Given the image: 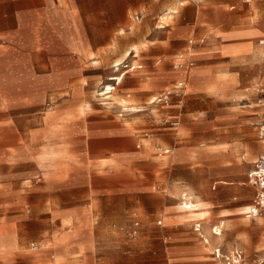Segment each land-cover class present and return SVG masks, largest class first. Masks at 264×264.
<instances>
[{
  "label": "rangeland",
  "instance_id": "rangeland-1",
  "mask_svg": "<svg viewBox=\"0 0 264 264\" xmlns=\"http://www.w3.org/2000/svg\"><path fill=\"white\" fill-rule=\"evenodd\" d=\"M230 11L240 12L237 8ZM232 23L234 27H241L243 20L236 18ZM255 45L259 49L256 57L261 62L255 60L253 54L242 58L235 69L229 70L234 73L236 83L226 81L218 90L219 85L214 83L212 90L204 88L209 93H190L186 83L189 87L182 92V103L171 96L169 107L119 97L117 89L111 91L107 99L108 95H100L106 91L103 86L108 78L125 70L122 64L114 68L106 66L98 85L78 97L83 101L78 106L77 99L69 93H49L41 99L40 105L27 106L19 114L10 113L9 122H2L9 128L0 130V175L10 183V208L17 209L23 216L19 232L22 236L19 241L24 244L21 251L31 253L29 244L34 242L39 250L33 253L49 256L52 241L69 235L70 239L91 245L90 254L80 256L87 264H92L93 257H98L97 246L103 238L114 237L121 249L132 243V264H183V255L202 242L208 251L212 246V257L214 247H221L223 254L240 250L248 264H259L264 258V211L259 210L258 215L251 218H247V210L243 211L244 215L235 212L237 205L248 202L241 210L255 205L258 188L249 182L247 175L255 169V162L263 153L260 133L264 128V84L251 86L250 80L264 75V45L259 41ZM209 61L219 68L229 59L216 55ZM139 64L133 63V66ZM172 65L173 57L160 63L158 68L174 72ZM117 68L120 71L113 74V69ZM193 70L189 69L188 73ZM175 82L169 83L163 93L173 92ZM153 86L147 83L143 88ZM25 93L31 101L36 100L32 89L26 88ZM123 101L126 108L141 111L132 110L118 118V105H123ZM75 107H83L87 114L99 110L83 123L90 127V133L83 137L55 135L48 128L47 111L53 108L69 114L70 108ZM101 119L105 120L106 129L124 133L119 130L120 123L130 128L127 139L98 134L97 128L91 127ZM166 119H175L178 124L172 126L170 122L165 123ZM80 138L84 140L83 149L70 144L79 143ZM137 144H140L139 149ZM164 150L169 153L163 155ZM120 152L132 153V162L100 165V159ZM80 160L88 167L87 185L70 187L68 181L78 172L75 167L80 165ZM228 175L234 180L241 177L239 181L246 182L242 188L249 195L243 202L229 201L225 191L217 189V198L211 202L212 212L207 218L210 222L221 219L224 226L218 238L212 229L221 224L205 227L203 238L202 226L199 232L195 229L206 218L197 223L190 221L189 214L181 210V205L187 201L183 200L186 194L177 185L196 191L204 179L218 181ZM186 189V198L193 200V193L189 194ZM99 192L132 195V209H129V201L115 199L112 202L116 206L103 213L96 199ZM193 203L199 211L207 212L208 204L204 201L195 199ZM135 221L139 224L136 235L131 237L129 232L134 230ZM219 238L221 244L216 247ZM228 244L233 245L228 248ZM106 252L111 256L110 251ZM127 252L128 249H124L122 255ZM67 263L71 262L63 260L61 264Z\"/></svg>",
  "mask_w": 264,
  "mask_h": 264
},
{
  "label": "crops",
  "instance_id": "crops-1",
  "mask_svg": "<svg viewBox=\"0 0 264 264\" xmlns=\"http://www.w3.org/2000/svg\"><path fill=\"white\" fill-rule=\"evenodd\" d=\"M234 8L240 12L232 13L230 10ZM236 18L243 20L241 27L233 26L232 21ZM262 39L264 0H0V130L9 128L7 124L3 126L2 122H9L10 113L16 111L19 114L27 106L32 108L40 105L41 99L49 93H69L73 99H77L76 106L82 104V98L78 97L98 85L104 77L102 73L106 66L114 68L123 64L125 70L117 76H110L103 86H107L108 92L100 95H108L106 99L109 98L111 91L108 89L114 86L112 91L117 89L119 97H133L140 103L151 104V100L163 94V89L169 83L181 77L173 65L174 72L158 68V65L168 62L172 57L174 64L178 53L185 50L190 41L192 50L188 59L194 63L190 70H194L185 77L190 86L188 92H207L204 88L212 90L214 83L219 85L218 90L226 81L236 83L234 73L229 70L235 69L242 58L253 54L255 60L261 62L256 57L259 49L255 42ZM216 55L229 61L223 63L222 67H215L209 63V59ZM133 63L140 64L134 67ZM117 71L120 70L113 69V74ZM227 75L230 77L226 78ZM147 83L153 84V88L144 89ZM259 83H264V75L250 80L251 86ZM26 88L32 89L36 100L31 101L25 93ZM124 105V101L123 105H118V118L125 117L132 110L141 111ZM93 112L99 113V110ZM92 114L85 113L83 107L70 108L69 114L50 108L46 113V122L48 128L59 137H83L90 133V127L83 126V123ZM104 123L105 120L101 119L91 128L96 127L98 134L123 139H127L130 134V128L122 123L119 130L124 133L114 128L106 129ZM83 141L80 138L79 143L70 144L83 149ZM137 146L140 147V144ZM99 161L104 167L113 163L132 162V153H115ZM87 168L86 163L80 160V165L75 167L78 172L72 174L68 181L70 187L87 185ZM224 178L218 181L206 178L196 191L190 190L189 186L186 189L184 185H177L182 193L188 195L185 189L189 194L193 193L194 199L186 198L185 195L183 200L187 201L181 205V210L189 214L190 221L197 223L206 218L200 224L203 238L205 227L221 224V227L213 228L221 236L220 228L224 226L221 219L210 222L207 218L212 212L211 202L217 198V189H223L229 201L243 202L249 195L242 188L246 182L239 181L241 177L234 180L232 175H228ZM239 184L241 187L236 186ZM10 190L8 179L0 175V264H61L63 260L71 262L67 264H87L80 255L90 254L91 245L70 239L69 235L52 241V254L49 256L33 253L39 250L34 242L29 244L31 253H23L24 244L19 241L20 218L23 216L17 209L10 208ZM203 192L205 194L200 195ZM96 199L103 213L105 209L116 206L112 202L115 199L129 201V209H132V195L99 192ZM195 199L208 204L207 212L198 210V206L193 203ZM190 203L192 209L187 207ZM247 205L248 202L237 205L235 212L244 215L243 211L253 207L241 210ZM205 242L210 245L207 240ZM220 244L219 238L216 247ZM232 245L228 244L227 247ZM97 249L98 257H93L92 264H132V243L121 249L114 237H104ZM124 249H128L127 255H122ZM106 251H110L111 256ZM183 264L219 263L212 257V246L208 251L202 242L183 255Z\"/></svg>",
  "mask_w": 264,
  "mask_h": 264
},
{
  "label": "built area",
  "instance_id": "built-area-1",
  "mask_svg": "<svg viewBox=\"0 0 264 264\" xmlns=\"http://www.w3.org/2000/svg\"><path fill=\"white\" fill-rule=\"evenodd\" d=\"M247 2V0H245ZM192 50V42L190 41L189 46L178 53L176 59L174 60L173 68L176 72H178L181 77L180 80L175 82L173 85V92H166L158 97H155L151 100V104L154 105H161L163 107H169L171 103V96H175L178 99L179 103H182V92L186 87V74L188 73V70L194 67V63L190 61L188 58L190 56V52ZM117 81L115 82V84ZM105 90L107 86L104 87ZM112 91L114 89V86L111 87ZM107 91V90H106ZM174 120V121H173ZM170 121V119H166L165 123L170 122V125L176 126L178 122L173 119ZM260 137L262 139V146H263V153L259 157V159L255 162V169L251 171L248 174L249 182L256 186L258 188V194L256 195V206L257 211L255 214H258L259 210L264 211V128H261ZM139 148V146H137ZM169 153V150H164L163 155H166ZM254 214V213H253ZM138 221L134 222V230L129 232V235L135 236L137 227H138ZM213 257L215 260H217L220 264H248L246 261V258L242 251L240 250H233L229 254H223L220 248H216L213 252ZM259 264H264V258L260 261Z\"/></svg>",
  "mask_w": 264,
  "mask_h": 264
},
{
  "label": "bare ground",
  "instance_id": "bare-ground-1",
  "mask_svg": "<svg viewBox=\"0 0 264 264\" xmlns=\"http://www.w3.org/2000/svg\"><path fill=\"white\" fill-rule=\"evenodd\" d=\"M259 43L261 44V45H264V40H262V41H259ZM187 75V74H186ZM118 79L119 80H121V78H120V76L118 77ZM115 80H117V79H115ZM264 84V83H263ZM187 89V85H186V87H185V89L184 90H186ZM107 90V89H106ZM108 90H111L110 88L108 89ZM183 90V91H184ZM108 92V91H107ZM103 94V93H102ZM134 109V108H133ZM258 194V193H257ZM190 196V195H189ZM185 199V198H184ZM256 202V201H255ZM187 207H189V209H192V203H190L189 204V206H187ZM186 207V208H187ZM199 210V209H198ZM257 211V206H256V203H255V205L252 207V209L251 210H248V212H249V216L250 215H252L251 217H256L258 214H255V212ZM190 212V211H189ZM260 212V211H259ZM193 213V212H192ZM254 213V214H253ZM200 225L199 226H196V231H199L200 230ZM213 233H214V235H216V236H220V233H216V231H215V229H213Z\"/></svg>",
  "mask_w": 264,
  "mask_h": 264
}]
</instances>
